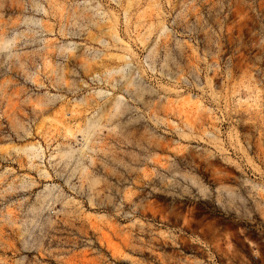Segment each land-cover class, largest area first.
<instances>
[{
  "label": "rangeland",
  "instance_id": "1",
  "mask_svg": "<svg viewBox=\"0 0 264 264\" xmlns=\"http://www.w3.org/2000/svg\"><path fill=\"white\" fill-rule=\"evenodd\" d=\"M0 264H264V0H0Z\"/></svg>",
  "mask_w": 264,
  "mask_h": 264
}]
</instances>
